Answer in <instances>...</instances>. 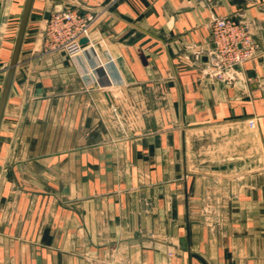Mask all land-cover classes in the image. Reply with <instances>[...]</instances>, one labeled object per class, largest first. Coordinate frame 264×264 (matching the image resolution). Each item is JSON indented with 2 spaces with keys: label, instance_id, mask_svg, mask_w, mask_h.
Segmentation results:
<instances>
[{
  "label": "crops",
  "instance_id": "1",
  "mask_svg": "<svg viewBox=\"0 0 264 264\" xmlns=\"http://www.w3.org/2000/svg\"><path fill=\"white\" fill-rule=\"evenodd\" d=\"M25 2L0 0V96ZM70 9L97 18L95 50L41 56ZM223 17L258 56L220 79ZM0 264H264V0H34L0 128Z\"/></svg>",
  "mask_w": 264,
  "mask_h": 264
},
{
  "label": "built area",
  "instance_id": "2",
  "mask_svg": "<svg viewBox=\"0 0 264 264\" xmlns=\"http://www.w3.org/2000/svg\"><path fill=\"white\" fill-rule=\"evenodd\" d=\"M117 0H111L115 3ZM97 18L81 15L75 10L53 13L45 22L42 32L41 56L65 54L75 58L88 50H95L97 40L92 36ZM215 52L218 78L252 62L258 56L256 46L248 29L234 19L216 18L210 26ZM86 40L82 44L81 41ZM250 128L255 121H249Z\"/></svg>",
  "mask_w": 264,
  "mask_h": 264
},
{
  "label": "water",
  "instance_id": "3",
  "mask_svg": "<svg viewBox=\"0 0 264 264\" xmlns=\"http://www.w3.org/2000/svg\"><path fill=\"white\" fill-rule=\"evenodd\" d=\"M33 4H34V0H26L24 8H23L22 16L20 19V23H19V27H18V31L16 35V40H15V44H14V48L12 52V57L10 60V64H9L6 77H5V81L3 84V88H2V93L0 96V128L2 125L3 118H4V113H5L8 97L10 94V90L12 88L16 69L20 61ZM81 43L82 44L86 43V40H82Z\"/></svg>",
  "mask_w": 264,
  "mask_h": 264
},
{
  "label": "rangeland",
  "instance_id": "4",
  "mask_svg": "<svg viewBox=\"0 0 264 264\" xmlns=\"http://www.w3.org/2000/svg\"><path fill=\"white\" fill-rule=\"evenodd\" d=\"M241 128H242V127H240V129H241ZM206 136H209V137H210V134H206ZM208 141H209V140H206V146H205V147H208V145H209V144H208V143H209ZM205 163H207V162H205Z\"/></svg>",
  "mask_w": 264,
  "mask_h": 264
}]
</instances>
